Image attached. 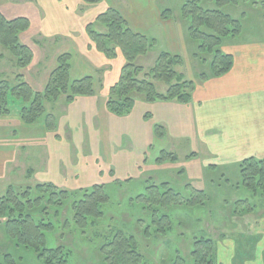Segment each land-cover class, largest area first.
<instances>
[{"label":"rangeland","instance_id":"rangeland-1","mask_svg":"<svg viewBox=\"0 0 264 264\" xmlns=\"http://www.w3.org/2000/svg\"><path fill=\"white\" fill-rule=\"evenodd\" d=\"M188 1H155L156 6L160 9H158V13L162 14L166 10L173 12L170 20H163L157 16L156 21L161 22L160 26H164L166 32L176 33L178 51L176 53L168 52L164 50L165 48L161 44L155 43L147 55L139 57L135 62V66L142 67L145 70L138 75L139 80H143L145 75L154 68L162 52L179 55L183 58V66L177 67L176 71L182 74L186 81L200 84V74L210 73L209 64L212 61V57L198 53L197 46L189 39L186 25L180 19V9ZM115 2L120 3L117 5L120 9L123 6L127 8L130 6V0H104V3L93 12L103 14ZM131 2L134 6L135 15L140 10L141 12H146L145 10L147 9L148 14H151V9L154 7V0H131ZM263 2L264 0H239L237 5L224 9L226 14L239 20L243 25V31L240 36L224 41L222 47L224 52L228 53L229 45H244L246 42L258 40L260 35L264 37ZM85 7L87 8V6L81 5L82 10H85ZM207 8L215 9L216 7L210 4L207 5ZM137 9H140L139 12ZM142 14L145 15L144 13ZM92 26L95 32H108V29L96 22V20L92 23ZM150 40L154 41L153 39ZM62 41L65 40L57 38L55 40H46L45 43L38 39L35 42L36 44L31 47L35 55H37L33 68L28 67L24 69L25 71L20 72L19 69H15L14 65L7 67L6 70H0L2 71L0 76L5 77L6 79L4 80H8L13 85H16V78L19 74L27 78V83L31 80L30 78H41L42 59L46 57L51 59L55 42L62 44ZM93 45L92 43L91 46L93 47ZM57 48L60 49L61 45L57 46ZM92 54H96V52L92 51ZM100 58L103 64H99L100 67L91 76L95 80V89L98 92L104 88L103 84L107 72L112 74L115 71L114 67L110 69L109 66L115 64L116 67L120 65L123 68L125 65L124 57L120 52L116 53V57L111 59V62H107L101 54ZM44 64L46 66L47 62H44ZM56 67L57 64L54 69ZM42 80L45 82L43 83L45 90L49 79L47 80L46 76H43ZM155 84L159 93L165 94L167 92L168 85L164 83ZM44 90L38 92H43ZM104 93L107 96V89H105ZM132 96L136 101L141 98L144 99L141 94L134 93ZM10 105L13 112L12 115L0 116V135L2 136L8 128H14L16 121L21 119L18 112L20 102L11 100ZM45 105L49 113L53 115L55 113L59 117L57 122L60 126V131L63 130V120L58 115L67 105L65 98L63 97L58 103L47 102ZM17 114L20 119H18ZM22 126L26 128V126ZM34 127L38 130L42 127V130L44 128L47 129L45 120L36 123ZM27 128L24 129L25 131L22 130V127L19 129L16 136L18 140H23L24 138L27 142V140H31L30 137L37 138V140L42 139L39 131L37 134L36 132L31 133L35 129L33 127ZM89 132L85 133V135H95L91 128ZM22 133H25V135H22ZM27 133L31 134L27 135ZM125 136H128L127 133H125ZM135 140L136 138L133 139V141ZM60 144L61 149L58 155L59 158H62L60 163L62 165L61 170H58L59 162L57 167V160L54 161V159H52V168L48 167V146L45 149L43 147H27L26 152L23 153L21 151L22 153L11 164H8L5 170L3 180L0 182V197L6 194L10 185L35 188L39 184H44L41 183L44 177L58 178L63 175V172L67 173L68 168H70L68 164L71 165L70 171L72 173L76 169L83 171V168L88 165V157L96 153V150L91 149L87 141L83 139V133L79 134L76 140L72 141L68 138V141H64L63 139ZM151 144L150 150L143 156V160L139 165L138 159H134L132 151L127 148L125 150L126 162L119 174L113 175L112 179L106 180L105 175L98 179L96 176L89 174V171L87 172L88 174L83 171V174L79 175L76 180L71 181V184L74 182L76 184L74 188L56 186L59 189L73 192L92 188L96 184L105 185L110 199L106 206L107 214L104 221L101 222L97 234L99 232L102 234L106 233L108 228H113L123 231L128 237L135 238L146 264H190L193 243L201 238L212 240L215 243L212 264H264V195L260 197L259 193V198H255L253 196L254 193L252 194V192L243 187L239 171L236 170L237 167L235 166L229 168L217 167L208 171L202 169V160L200 159H206V155L204 150L193 141L175 140L168 137L163 141H152ZM68 145L70 146V151L68 150ZM162 151L173 153L177 156L178 162L176 165L167 162L164 165L157 164L154 166L153 164H156V160ZM195 151L201 158L191 159L192 157H189ZM84 161L87 162V165L84 164ZM130 162H135L136 164L131 165ZM191 168L194 169L192 171L193 177H195L194 181L186 173ZM30 171H33L34 175H29L28 172ZM41 174L42 176H40ZM84 177L87 178L86 182L82 181ZM164 183H169L177 193L181 194V201L176 205H172L170 209L161 211L171 218V222L168 220L162 222L161 228L166 230L167 233H158L157 228L159 227L152 224L150 207L143 204L140 197L146 196L150 187L160 186ZM188 186L202 190L207 194L208 199L204 205H198L197 207L186 205L187 201L191 199ZM49 211L51 215H49L48 219L55 224V231L51 237V246L63 247L69 250L72 255L71 264H106L104 257L99 251L103 240L96 234L97 229L91 227L83 233L74 227L64 229L63 224L70 219L68 208L66 207L61 211L60 216H55L53 208H49ZM178 256L184 259L180 261ZM0 264L44 263L37 258L33 251L18 247L13 241L8 239L4 231V225L0 222Z\"/></svg>","mask_w":264,"mask_h":264},{"label":"trees","instance_id":"trees-1","mask_svg":"<svg viewBox=\"0 0 264 264\" xmlns=\"http://www.w3.org/2000/svg\"><path fill=\"white\" fill-rule=\"evenodd\" d=\"M82 1L85 5L102 2ZM238 2L239 0H189L180 9V19L186 25L189 39L197 46L198 53L212 57L209 64L210 73L200 74L201 83L222 77L233 68V55L224 52L222 47L225 40L241 35L243 25L239 20L226 14L224 9L235 6ZM210 4L216 8L208 9L207 5ZM172 14L171 10H166L161 16L163 20H170ZM96 22L108 29L107 33L95 32L92 24L87 26V34L96 49L108 59H113L116 53L120 52L125 60L119 80L109 89L107 108L111 113L117 116L130 114L136 104L132 96L134 93L144 96L148 103L178 101L188 104L192 101L196 84L193 81H186L185 77L176 71L177 67L184 64L181 56L168 52L160 53L154 68L143 80H139L138 75L145 70L135 66V62L139 57L148 54L155 41L134 32L122 13L114 8L100 14ZM30 25L28 18L8 19L0 11V45L11 53L19 70L28 68L34 59L33 50L20 41V35L28 31ZM71 62L72 55L69 53L58 57L57 67L51 73L43 92L35 91L22 74L17 76L16 85L0 80V116L12 115L11 100L19 101V116L25 124L33 125L45 120L47 129L56 132L57 119L48 112L45 105L47 102L58 103L64 97L66 103L71 104L78 97H91L96 94L93 77L72 80ZM155 83L168 85L167 92L159 93ZM155 131L160 139L166 135L165 128L161 125H157ZM167 162L177 163L178 158L173 153L162 151L156 163L164 165ZM238 171L243 187L254 193L255 198H259V193L262 197L264 160L246 159L240 163ZM30 174L33 175V172L30 171ZM188 187L191 199L186 205L192 207L204 205L208 199L207 194L192 186ZM109 199L106 186L99 184L73 192L59 189L52 183L39 184L35 188L11 185L6 194L0 197V222L4 225L8 239L18 247L33 251L44 264H71L72 255L69 250L51 246L55 224L48 219L51 215L49 208L55 210V216H60L61 211L68 208L70 219L63 224L64 229L74 227L83 233L92 227L97 229V234L107 214L106 206ZM140 199L143 204L150 207L152 224L159 227L157 232L167 233L161 228V223L167 220L171 222V218L162 212L179 203L181 194L169 183H164L150 187L146 196H141ZM97 235L103 240L99 251L106 264H146L135 238L113 228H108V232L103 234L99 232ZM214 245L212 240L197 239L193 243L189 263L212 264ZM178 259L181 261L184 258L178 256Z\"/></svg>","mask_w":264,"mask_h":264},{"label":"crops","instance_id":"crops-1","mask_svg":"<svg viewBox=\"0 0 264 264\" xmlns=\"http://www.w3.org/2000/svg\"><path fill=\"white\" fill-rule=\"evenodd\" d=\"M155 1L151 14H148V9L145 10L146 12H141L140 9L139 12L137 9L139 13L135 15L131 0L128 8L123 6L120 9L117 6L120 1L115 2L109 8L119 10L134 32L153 39L156 44H161L166 51L176 53L178 51L177 35L175 32H166L164 26H160L161 22L156 21L157 16L160 19L162 16L161 13H158L159 8ZM103 3L104 0L95 5H85L82 0H0V11L8 19L25 17L30 20V29L20 35L22 44L31 48L38 39L45 43L50 39L63 38L65 40L62 41V44L55 42L51 59H47V57L42 59L41 78H30L31 80L28 81L35 91L44 90L43 83L45 82L42 77L46 76L47 80L49 79L57 64V58L61 54L72 55L71 78L73 80L92 76L94 71L100 67L99 64H103L100 54L107 62L112 61L99 52L96 46H91L93 42L86 31L87 26L100 15L93 11ZM81 5L87 6V8L82 10ZM131 6L133 7L130 8ZM258 38V40L246 42L244 45H229L227 51L234 57L231 71L222 77L196 84L192 101L188 104L178 101L148 103L141 98L136 101L130 114L117 116L111 113L107 108L109 89L119 80L122 71L120 65L116 67L113 64L109 67L110 69L114 67L115 71L112 74L107 72L103 90L96 91L95 96L78 97L71 104L65 105L58 115L63 120L64 132L60 131L58 122L56 132H51L46 128L42 130L43 127L38 130L34 127L35 124H25L17 114L20 120L16 121L14 128H8L3 136L0 135V182L3 180L8 164L16 160L17 156L22 153L21 151L26 152L27 147H43L45 149L48 146V167L52 168V159H54V161L57 160V167L59 162L58 170H61L62 158H59L58 155L61 141L63 139L68 141V138L72 141L76 140L81 133L90 148L96 150L95 155L92 154L88 157V165L84 161L87 167H84L83 171L85 173L89 171V174L98 179L105 175V179L109 180L114 177L113 175L119 174L126 162L125 150L127 148L132 151L134 159H138L139 165L143 156L150 150L152 141H163L168 137L175 140L193 141L198 147H201L205 152L206 159L197 155L196 151L189 157H192L191 159L200 157L202 169L207 171L217 167L229 168L232 166L237 167L236 170H238L240 163L246 159L264 160V37L260 35ZM59 45H61L60 49L57 48ZM92 51H95L96 54H92ZM36 57L37 55L34 53V60L29 66L30 68H33ZM15 62L11 53L0 45V70H6L7 67L14 65L17 69ZM44 62H47L46 66ZM14 71L16 72V70ZM4 79L6 78L0 76V80ZM24 79L27 82V78L24 77ZM105 89L108 91L107 96L104 93ZM54 116L56 119L59 118L55 113ZM22 125L26 128H23ZM157 125L165 128L166 135L162 139L156 136ZM21 127L22 130L33 127L35 131L31 133L36 132L37 134L39 131L42 139L37 140V138L30 137L31 140H27V142L24 138V141L18 140L16 136ZM90 128L95 135H85ZM31 133H27V135ZM125 133L128 136H125ZM135 138L136 140L133 141ZM67 147L70 151V146ZM130 164L136 163L130 162ZM172 164L176 165V163ZM68 165L70 168L67 173L63 172L62 176L64 177L52 178L48 176L44 177L42 182L38 180L41 183H52L61 188L64 186L74 188L76 184L75 182L71 184V181L76 180L79 175L83 174V171L76 169L72 173L71 165ZM153 165L156 166L157 163ZM192 171H194L193 168L187 170L186 173L194 181L195 177H193ZM85 180L87 178L84 177L82 181L86 182Z\"/></svg>","mask_w":264,"mask_h":264}]
</instances>
